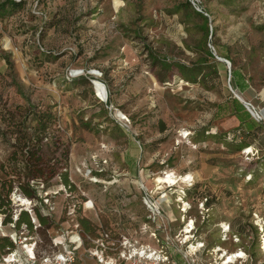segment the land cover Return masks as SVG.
I'll return each instance as SVG.
<instances>
[{
	"label": "rangeland",
	"instance_id": "rangeland-1",
	"mask_svg": "<svg viewBox=\"0 0 264 264\" xmlns=\"http://www.w3.org/2000/svg\"><path fill=\"white\" fill-rule=\"evenodd\" d=\"M15 1L0 13V111L27 98L52 108L74 189L56 180L35 200L14 190L13 219L36 205L54 223L44 232L1 224L12 251L35 243L40 256L95 264L102 252L117 257L124 235L152 248L168 241L170 253L203 243L199 264H264V0ZM234 95L259 123L249 133L216 117ZM166 172L177 183L157 185ZM79 217L98 237L83 235Z\"/></svg>",
	"mask_w": 264,
	"mask_h": 264
},
{
	"label": "trees",
	"instance_id": "trees-1",
	"mask_svg": "<svg viewBox=\"0 0 264 264\" xmlns=\"http://www.w3.org/2000/svg\"><path fill=\"white\" fill-rule=\"evenodd\" d=\"M19 5L20 3L15 0H5L0 3V13L8 11V8L16 9ZM196 12L204 19V26L207 30L208 16L203 12ZM207 55L213 57L209 50H207ZM184 68L185 66H179L182 74L185 73ZM230 74L234 85L240 91L245 90L246 85L243 79L238 78L239 71L231 70ZM187 78L193 80V77ZM18 88H20L19 85ZM18 90L22 93L20 89ZM2 108L0 111V140L6 143L7 149L4 155H0V214L3 215L0 223L12 224L15 232H20L21 226L28 231L35 228L37 231L44 232L54 223L50 215L41 213L34 205L33 214L27 210H20L13 219L14 208L11 206L10 198L14 190H17L26 198L39 199V189H46L56 180L70 191L74 189L68 174L69 146L67 140L60 132L57 115L50 106L43 107L41 104L30 102L27 98L25 105H15L10 108L4 105ZM222 116L235 117L242 129L248 133L259 126L258 121L233 96L224 103L218 104L216 117ZM247 146L244 143L240 147ZM78 224L84 236L98 237L96 233L94 234L97 229L96 225L88 218L79 217ZM99 229V236L108 233L106 239L110 240V231ZM13 249L14 242L7 236H0V257ZM172 252L177 260H181L177 252L174 250Z\"/></svg>",
	"mask_w": 264,
	"mask_h": 264
},
{
	"label": "built area",
	"instance_id": "built-area-1",
	"mask_svg": "<svg viewBox=\"0 0 264 264\" xmlns=\"http://www.w3.org/2000/svg\"><path fill=\"white\" fill-rule=\"evenodd\" d=\"M198 9V8H197ZM201 12V11H200ZM246 106L249 107V104L246 103ZM252 111V109H251ZM148 207L152 210L153 203L148 201L146 203ZM159 213V211H158ZM156 216V215H155ZM155 216L153 218H155ZM155 237V233H152ZM108 233L103 234L101 239L107 240ZM119 247H121V252L117 257H105L102 253L100 256L97 255V252H91L90 255L93 258H96L95 264H199L200 256L202 252H204V245L194 246L193 248H184L179 245L174 248L175 252L180 255L181 260H177L174 257L173 252H169L166 248L168 245V241L165 244H162L159 248H152L150 245H145L140 243L137 239L131 240L129 237L123 236L119 241ZM110 245H114L111 243ZM36 244H30L28 250L27 244H24L21 249V254L10 251L6 255L2 256V263L4 264H79L74 260L73 255H68L65 253L48 255L43 254L40 256L36 250ZM103 249L111 248L109 246H105L103 243L98 245ZM234 259L240 260L242 257L238 255V253L233 254ZM85 264V263H80Z\"/></svg>",
	"mask_w": 264,
	"mask_h": 264
},
{
	"label": "bare ground",
	"instance_id": "bare-ground-1",
	"mask_svg": "<svg viewBox=\"0 0 264 264\" xmlns=\"http://www.w3.org/2000/svg\"><path fill=\"white\" fill-rule=\"evenodd\" d=\"M132 52V51H131ZM95 90H96V93H97V96H99L100 98L102 99H105L106 98V89L105 87L99 83L98 81H96L95 83ZM264 115V113H263ZM248 151H250V148L247 149ZM167 173V172H166ZM164 174L163 176L162 175H156L155 178H154V182L157 184V185H160V184H165V183H170V184H175L177 183V181L174 179L175 177L169 173L167 174ZM158 174V173H157ZM187 179V178H186ZM185 177L181 178L180 180L181 181H184L186 180ZM189 179V178H188ZM160 188V187H158ZM22 198V197H21ZM23 199V198H22ZM87 207L91 208V202H87ZM187 207H183V210L182 211H186ZM0 227H1V223H0ZM190 228H188V226H186L185 230H184V238L185 240L189 239L188 237L190 236L189 233H190ZM191 247L193 248L194 245H191ZM28 250L29 247H28ZM219 250V249H218ZM239 256L243 255L241 252H239L238 254ZM225 259H227V262L231 261L233 259V255H228L226 254L225 256Z\"/></svg>",
	"mask_w": 264,
	"mask_h": 264
},
{
	"label": "water",
	"instance_id": "water-1",
	"mask_svg": "<svg viewBox=\"0 0 264 264\" xmlns=\"http://www.w3.org/2000/svg\"><path fill=\"white\" fill-rule=\"evenodd\" d=\"M234 97H236L243 105H244V107L247 109V111L252 115V117H255L254 116V113H253V111H251V109H249L247 106H246V104H245V101L240 97V96H238V95H234Z\"/></svg>",
	"mask_w": 264,
	"mask_h": 264
}]
</instances>
